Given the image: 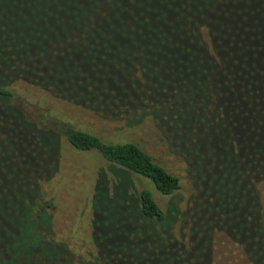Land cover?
Returning a JSON list of instances; mask_svg holds the SVG:
<instances>
[{"label": "trees", "instance_id": "trees-1", "mask_svg": "<svg viewBox=\"0 0 264 264\" xmlns=\"http://www.w3.org/2000/svg\"><path fill=\"white\" fill-rule=\"evenodd\" d=\"M0 36V264H126L124 236L177 244L176 209L163 210L147 185L139 187L147 182L163 197L181 187L133 139L145 125L183 161L197 192L208 185L202 159L215 161L218 145L234 157L251 148L256 169L242 192L258 243L241 239L242 225L220 231L262 264L254 252L264 249V0H0ZM20 84L121 123L123 136L47 112L45 97L31 102ZM58 137L107 164L96 173L86 256L54 238L52 201L39 186L54 174ZM24 159L29 180L19 185ZM130 223L136 227L121 228ZM209 244L200 264H209Z\"/></svg>", "mask_w": 264, "mask_h": 264}, {"label": "rangeland", "instance_id": "rangeland-1", "mask_svg": "<svg viewBox=\"0 0 264 264\" xmlns=\"http://www.w3.org/2000/svg\"><path fill=\"white\" fill-rule=\"evenodd\" d=\"M19 86L22 88L20 92L31 102H36L38 98L36 95L40 94L45 97L43 92L37 94L38 91L30 92L28 86L22 84ZM113 88H117L119 93V87L114 86ZM41 105L47 112L55 109L57 116H65L75 124L84 126L102 136L106 134L123 136L121 123L105 119L87 109L70 105L64 101L53 100L47 96L41 101ZM34 116L36 120L42 118L41 115L35 114ZM235 130L241 131L240 125L238 128L235 127ZM199 135L200 137L204 135L202 129ZM15 136L18 137L17 134ZM133 139L180 178L181 187L171 197H163L147 182L143 181V184L139 182V187L147 185L163 210L170 207L176 209L171 236L177 244H168L161 236L152 239L149 236L143 237L140 242L124 236L126 244L119 251L121 255L119 261L126 264H200L205 257L200 250L205 247V243L210 238L209 264H253L246 255H242L243 252L239 250L241 247L233 240L230 241L226 234L220 231V226L227 225L229 229L239 230L242 225L241 239L253 244L258 243L254 230L252 231L246 222L251 214L250 197L247 189L242 192L243 186L256 169L257 158L253 152L250 153L251 148L246 154L243 153L242 148L239 149L238 156L234 157L236 154L233 153L230 156L223 148V143L218 145L215 151V161L210 156L202 159L201 173H206L208 185L206 189L197 192L193 181L188 179L189 170L183 161L167 154L166 148L159 142L158 137L148 125L134 131ZM236 140L239 143L238 139ZM26 148H29L28 143ZM35 149L32 147L26 157L29 158L31 151ZM53 152L57 162L54 174L39 184L44 194L52 201L50 209L53 219L52 233L55 239L64 240L72 246L69 252L73 256L83 254L86 256L87 251L92 249L91 197L96 173L99 168L107 167V164L98 152H79L64 137H58L57 146L53 148ZM242 153L245 157L241 155ZM23 161L24 173L15 182L19 185L27 184L29 180L30 169L27 161L25 159ZM45 161L46 159H43V162ZM33 162L35 163L34 160ZM260 198L264 218L263 191ZM128 214L131 216L133 213ZM212 226H214L213 229ZM132 227L135 228L136 224L121 226L122 229ZM146 244L148 248L145 249ZM178 244L184 250L178 251L176 249ZM254 253L258 255L256 259L264 264V249L259 246Z\"/></svg>", "mask_w": 264, "mask_h": 264}]
</instances>
